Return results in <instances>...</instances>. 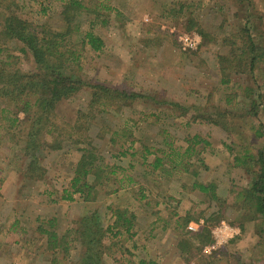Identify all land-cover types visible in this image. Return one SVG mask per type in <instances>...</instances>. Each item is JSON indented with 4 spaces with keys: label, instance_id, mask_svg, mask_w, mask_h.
I'll return each mask as SVG.
<instances>
[{
    "label": "trees",
    "instance_id": "1",
    "mask_svg": "<svg viewBox=\"0 0 264 264\" xmlns=\"http://www.w3.org/2000/svg\"><path fill=\"white\" fill-rule=\"evenodd\" d=\"M27 3L38 6L36 14L42 19L23 15ZM175 5L179 8L171 12L174 16H183L181 19L186 22L183 25L185 30L198 31L203 46L208 47L216 41L220 46L229 47L228 52L214 55L215 68L219 72L213 75L217 80L206 87L210 89L202 98L206 100L205 105H181L172 99L165 100L162 91H144L132 85L116 87L100 81H86L82 77L83 51L94 57L102 56L105 52V41L94 32V27L104 14L106 18L99 23H108L107 17L116 10L113 0H0V148L7 149L10 155L2 159L4 167L0 170H14L17 177L15 183L19 182V185L42 182L49 170L44 159L50 154H64L71 150L65 148L66 143L73 146L79 155L76 161L67 163L72 172L68 185L61 191L56 188L54 191H43L48 201L54 204L75 201L76 195L85 204L94 203L101 195L97 186L104 181L114 180L119 186L124 180L129 185L135 184L137 181L126 173L127 168L121 164L129 156V160L138 162L145 170L150 169L146 171L148 173L159 170L163 175H178L182 189L186 190L190 183V191L208 197L210 201L209 212L205 210L194 216L188 211L184 217L178 216L173 220V230L180 238L178 249L186 262L190 263L201 253L204 245L213 242L212 227L221 221L238 225L242 232L249 223L257 221V245H263L264 144L249 146L242 140L224 143L229 152L234 154L231 166L243 168L250 176L246 186L234 190V199L230 204L219 192L218 184L201 180L200 173L193 170L198 163H202L205 170L208 168L201 150L209 142L200 134H188L183 139L178 138L182 140H177L165 128L168 124L164 121L157 133L159 140L152 146L148 145L138 137L140 133L136 135L139 130L137 124L143 121V118L135 119V115H143L136 105L153 102L156 107L170 104L184 112H192V119L186 123L187 126L191 121L200 120L228 135L237 132L242 121L247 120L253 131V141L264 138V115L261 114L264 112V86L258 83L257 78V70H262L264 76V16L257 18L253 13L252 2L248 0L250 10L244 16L234 9L232 17L237 22H231L232 32H225L228 19L222 12L224 19L220 29L224 32L216 39L190 15L193 11L183 15V10L187 12L184 8L191 5L181 2ZM223 7L221 5L220 9ZM52 9L53 14L47 15ZM206 9L214 14L220 10L211 6ZM92 15L94 18H91ZM88 20L89 29L81 31L82 24ZM192 53L195 54L191 56L193 59L182 56L193 64L199 60L206 64L204 59L207 57ZM25 61L31 65L29 71L23 66ZM249 80L253 83L250 84ZM217 92L221 94L215 101ZM191 96L192 91L187 94V98ZM75 102L77 106L73 122L60 120L58 111L64 105L70 106ZM112 112L121 119L118 126L115 127L107 117L100 124L98 117ZM151 115L154 122L159 120V116L154 113L147 116ZM137 142L139 149L135 147ZM199 145L202 148L198 149ZM131 149L133 151L129 153ZM106 151L111 159L106 158ZM150 155H154L152 161L148 159ZM130 167L134 165L130 163ZM119 171L126 173L121 179L115 177ZM188 178V182L183 183ZM35 192L43 195L37 189ZM145 198L143 194L140 196L141 200ZM144 205L148 206L149 202ZM110 209L109 223H103L97 211L86 210L65 230L60 226L57 216L48 219L36 217L29 221L28 217L17 215L10 225L9 234L17 233L18 239L8 244L20 249L37 245V253L41 255L42 261L43 256L51 254L48 264H106V258H111L116 264H127L122 257L115 255L113 248L116 239L123 234H127L130 239L136 236V215L129 214L127 210L112 209L111 205L105 207V211ZM201 219L203 224L197 231L188 229L191 221L200 222ZM20 224L21 228L18 227ZM216 254L201 260L206 264H217L220 259H217ZM238 260L237 264H245L241 263L243 261L240 258ZM137 264L156 263L140 260Z\"/></svg>",
    "mask_w": 264,
    "mask_h": 264
},
{
    "label": "rangeland",
    "instance_id": "2",
    "mask_svg": "<svg viewBox=\"0 0 264 264\" xmlns=\"http://www.w3.org/2000/svg\"><path fill=\"white\" fill-rule=\"evenodd\" d=\"M250 1L256 17L264 16V0ZM176 2L191 5L184 8L187 9V12L183 10V15L184 13L189 15L193 11L190 15L203 28L211 32L216 39L221 37L224 31L232 32L231 22H237V19L232 17L234 9L244 16L247 10H250L248 0L243 2L240 0H113L116 10L111 13L110 17H107L109 18L108 23L105 25L99 23L101 19L106 18L101 10L100 12L104 16H100L101 18L94 27V32L105 41V52L102 56L94 57L83 51L82 77L86 81H100L116 87L132 85L144 91L145 89L162 91L165 94V100L172 99L181 105L197 103L205 105L206 100L202 98H205L210 89L206 87L217 80L213 75L219 72L215 68L214 55L218 52H228L229 47L220 46L216 41L208 47L203 46L201 38V43L197 48L185 49L179 38L180 35L198 33V31L188 32L183 26L186 24L181 19L183 16L181 18L174 16L171 10L179 8L175 5ZM208 5L217 10L221 5L224 7L214 14V12H208L206 9L209 8ZM24 9L22 12L24 16L27 15L37 20L42 19L39 14H36L38 11L36 4L30 6L27 3ZM52 11L53 9L47 15L53 14ZM222 12L224 17H227L226 20L228 19L224 31L220 29V24L224 19ZM93 16L91 18H94ZM54 18L57 20L56 17ZM240 21L243 23L244 19L241 17ZM81 29L83 32L89 29V20L82 24ZM74 39L76 40V38ZM192 52L207 57L204 59L206 64L204 65L202 60L193 64L192 61L183 58L182 55H185L193 59L191 56H195V54ZM23 66L26 71L31 68L27 61ZM262 68L264 70V62ZM257 71L258 83L264 86V80L261 79L264 78L261 74L262 70ZM249 81L250 84L253 83L252 80ZM191 91L193 96L187 98V94ZM218 94L221 93H216L215 101L218 99ZM137 104L136 108L138 111L142 110L143 115H135V119L143 118V121L137 124L139 130L136 135L140 133L138 137L148 145L152 146L157 141V133L164 121L168 124L165 128L169 129V133L174 135L177 140H182L188 134L191 136L200 134L209 142V145L202 144L204 148L201 150L204 164L208 168L205 170L206 167H202V163H198L193 170L200 173L201 180L218 184L219 192L231 204L235 195L234 190L237 191L246 186L250 176L243 168L231 166L234 154L229 152L224 143H232V141L237 143L242 140L243 143L250 144L249 146L263 145L264 138L253 141V131L250 129L249 122L242 121L239 130L228 135L200 120L191 121V124L187 126L186 123L192 119V112H184L170 104L156 106L158 108L154 106L153 102L144 105ZM76 106V102L70 106L64 105L63 109L58 111L59 119L73 122ZM182 112L183 115H181ZM152 113L159 116L158 121L154 122L152 115L147 116ZM261 114L264 115V112ZM105 117L109 118L108 121L115 127L121 122V119L112 112V114L99 116L100 124L106 119ZM131 123L130 121L129 124ZM202 145L197 148H202ZM135 147L136 149L140 148L138 142ZM155 147H160V145H155ZM65 148L68 150L71 148V150L64 154H50L44 159L43 162L49 169L45 181L20 183L21 185H19V182L15 183L17 177L14 175V170L3 169L2 172L0 170V264H48L52 257L50 253H47L46 256H43L44 260L42 261L41 255L37 253L39 247L37 245L29 246L28 249H20L17 246L14 247L13 244H8L10 241L18 239L17 233L9 234V228H11L10 225L15 216L28 217L29 221L36 217L48 219L57 216L60 219V226L65 230L78 217L84 215L86 210L97 211L102 222L109 223L112 210L105 211V207L109 205L112 209L127 210L129 214L136 215L135 226L138 229L136 236L130 239L127 234H123L116 239V245L113 248L115 255L119 258L122 257L124 263L137 264L140 260H152L156 264H206L201 259L210 258L217 252L216 257L220 259L217 264H237L238 258L243 261L241 263L245 264H264V243L257 245L259 239L255 231L257 221L249 223L244 232L238 225L221 221L220 224L212 227L213 242L204 245L201 253L193 261L187 263L185 256L178 249L180 238L173 230V220H176L178 216L184 217L188 211L194 216L205 210L209 212V198L190 191V183L186 190L182 189V182L178 175H163L159 170L148 173L150 169H147L148 172H146L147 170L141 167L138 162L129 160L130 156L124 158L121 164L127 168L126 173L131 175L135 182L137 181L135 184L129 185L124 180L119 186L114 180L104 181L97 186L101 195L91 204H85L78 198V195L75 196V201L71 202L61 201L58 204L49 202L47 194L44 195L43 191L45 189L54 191L55 188L61 191L65 188L71 178L70 174H72L67 163L76 161L79 155L75 148L67 143ZM132 151L133 149L129 153ZM8 156H10L9 151L4 147L0 148V169L4 167L2 159ZM136 157L138 158L139 155ZM106 158L111 159L107 151ZM153 158L154 155H150L148 159L152 161ZM130 163L134 167H130ZM126 173L119 171L115 177L121 179ZM188 180L189 178L183 180V183H187ZM36 189L43 195L35 192ZM142 194L146 196L143 200L140 199ZM147 202L149 205L145 206L144 204ZM158 217H160L159 221ZM166 223L169 224L167 227H165ZM18 227L21 228L22 225L20 224ZM225 227L228 230L226 238L221 231ZM198 229L199 227H196L192 231ZM221 234L223 238L219 237ZM106 242L109 243V240L106 239ZM129 260L132 262L130 263ZM106 264L116 263L111 258H106Z\"/></svg>",
    "mask_w": 264,
    "mask_h": 264
},
{
    "label": "built area",
    "instance_id": "3",
    "mask_svg": "<svg viewBox=\"0 0 264 264\" xmlns=\"http://www.w3.org/2000/svg\"><path fill=\"white\" fill-rule=\"evenodd\" d=\"M180 40L183 44V47L185 49L187 48H197L198 45L201 43V37L198 33H183L180 35ZM203 221L201 222H198V223H195V222H190L189 225H188V228L190 230H194L196 227H200V225L202 224ZM227 227H225L224 229H222L221 231H223L222 233H224L225 237L226 238V230ZM219 237L223 238V235L221 234Z\"/></svg>",
    "mask_w": 264,
    "mask_h": 264
}]
</instances>
